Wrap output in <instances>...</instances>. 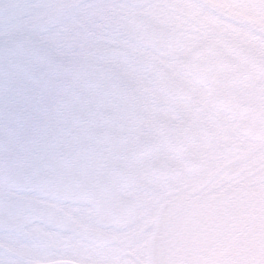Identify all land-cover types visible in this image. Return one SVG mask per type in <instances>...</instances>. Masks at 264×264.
<instances>
[{"label": "snow or ice", "instance_id": "obj_1", "mask_svg": "<svg viewBox=\"0 0 264 264\" xmlns=\"http://www.w3.org/2000/svg\"><path fill=\"white\" fill-rule=\"evenodd\" d=\"M0 264H264V0H0Z\"/></svg>", "mask_w": 264, "mask_h": 264}]
</instances>
